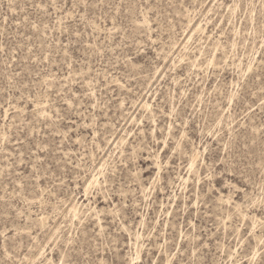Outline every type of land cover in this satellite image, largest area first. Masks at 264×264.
<instances>
[{
	"label": "rangeland",
	"instance_id": "rangeland-1",
	"mask_svg": "<svg viewBox=\"0 0 264 264\" xmlns=\"http://www.w3.org/2000/svg\"><path fill=\"white\" fill-rule=\"evenodd\" d=\"M0 264H264V0H0Z\"/></svg>",
	"mask_w": 264,
	"mask_h": 264
}]
</instances>
